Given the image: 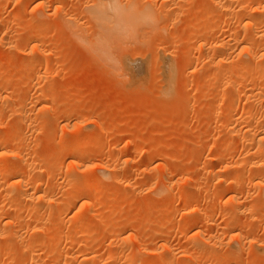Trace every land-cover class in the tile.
<instances>
[{"label":"rangeland","instance_id":"rangeland-1","mask_svg":"<svg viewBox=\"0 0 264 264\" xmlns=\"http://www.w3.org/2000/svg\"><path fill=\"white\" fill-rule=\"evenodd\" d=\"M97 1L0 0V134L8 140L0 144L8 162L0 163V179L6 178L0 181L40 198L13 201L0 189V264H113L115 258L119 264H264V161L257 156L264 154L259 139L264 138V0H224L225 5L221 0H118L132 4L138 15L150 12L153 21L116 43L109 65L67 25L73 19L85 27L82 35L94 40L97 27L88 7ZM242 5L260 11L244 20ZM246 21L258 32L249 33L257 42L258 68L235 83L228 79L212 87L199 80L198 73L212 68L207 57L218 43L226 41L239 53L248 37ZM194 22L196 40L206 33L216 43L203 55L199 42L187 38ZM28 31L32 36L26 38ZM38 40L41 45L30 56H41L40 65L17 55L21 46ZM165 59L172 64L169 73L163 71ZM36 89L43 91L38 95ZM232 90H238L234 97ZM217 92L226 97L218 100ZM32 95L27 115L15 105L8 109V98L19 103ZM233 101L237 110L231 112ZM35 117L39 121L29 126ZM226 125L232 132L220 135ZM89 130L93 135L83 134ZM21 157L28 159L23 165L17 162ZM103 165L106 176L95 171ZM74 173L83 182L78 178L80 191L66 203L72 188L66 176ZM29 174L35 185H16ZM90 177L96 187L86 186ZM37 182L44 185L40 193ZM161 194L166 199L156 205ZM203 194L205 199L195 203ZM14 207L27 209L18 213ZM93 208L108 211L104 222ZM49 217H54L49 231L54 237L45 242ZM66 221L75 223L70 237L60 233ZM91 233L94 239L85 249ZM240 246L255 251L245 255Z\"/></svg>","mask_w":264,"mask_h":264},{"label":"bare ground","instance_id":"bare-ground-1","mask_svg":"<svg viewBox=\"0 0 264 264\" xmlns=\"http://www.w3.org/2000/svg\"><path fill=\"white\" fill-rule=\"evenodd\" d=\"M100 1V2H99ZM110 1V2H109ZM109 1H103V0H98L97 2H96V4L94 3V4H92V5H89L90 7H88L89 9H88V14H90V17H91V20H93L95 23V26L97 27V34H96V36L94 37V40H92V39H90V41L89 40H87V38H85L82 34V32L81 31H83V29L85 28H83V29H80V24H78V22H77V24H73L72 23V21H73V19H72V21L70 22V23H72V24H70L69 22H67V25L68 26H70V28H69V30L71 29V31L76 35V37H77V39H78V41H81L83 44L84 43H88L89 45H90V50H92V53L95 51L96 52V57L98 58H101L102 59V61H104V63H106V62H108V65L109 64H111V63H109V62H111L112 60L114 61V58L112 57V51H114L113 49H114V46H115V44L116 43H118L119 44V42L121 43V41H124V40H126L128 37L127 36H129V38L131 37L132 38V36H134L137 32L136 31H138V29L140 28V27H142V26H146V25H148L149 23H151L152 21H153V18H152V15H151V13L150 12H148V11H146V12H144V13H141V14H136L135 12H134V8L131 6L132 4H128V3H126L125 4V2H122V1H120V2H118V0H109ZM126 1V0H125ZM222 1V4H223V1L224 0H221ZM109 2V3H108ZM217 2H220V0H217L215 3H217ZM225 2V1H224ZM263 2V1H262ZM128 4V5H127ZM219 4V3H218ZM218 4H216V6L218 5ZM223 5H225V4H223ZM223 5H221V7L223 6ZM219 6V5H218ZM217 6V7H218ZM243 6V5H242ZM240 6L242 9H243V11H244V13H245V11H246V13L247 14H245V15H243L242 16V19H244L245 20V17H252V16H254V14L256 15L257 13H259V12H257L256 13V11H258V9H259V11H260V8L258 7V6ZM240 7H239V9H240ZM225 8V6H223L222 8H221V10L222 11H224V12H227V11H230L231 13H232V11H231V9L228 7V5H227V8L226 9H224ZM263 8V7H262ZM217 9V8H216ZM224 9V10H223ZM239 9H237V10H239ZM220 10V9H219ZM236 10V9H235ZM235 10H234V12H235ZM241 10V9H240ZM240 10H239V12H240ZM264 10V9H263ZM243 11H242V13H243ZM223 12V13H224ZM230 12H227L226 14H230ZM237 12V11H236ZM86 13V12H85ZM219 13H220V11H219ZM241 13V12H240ZM243 13V14H244ZM236 14V13H235ZM234 14V15H235ZM239 16L241 17V15L239 14ZM238 16V17H239ZM245 16V17H244ZM260 17V16H259ZM67 18H69V17H67ZM66 18V19H67ZM247 18V19H248ZM261 18V17H260ZM228 19V18H227ZM232 19V18H231ZM231 19L230 20H228V22H227V24H229L230 23V21H231ZM241 19V18H240ZM242 19H241V22H242ZM252 19H254L253 17H252ZM261 20L262 21H264V16L261 18ZM68 21H70V18H69V20ZM227 21V20H226ZM250 21V20H249ZM240 21H239V23H241ZM247 22V21H246ZM44 23V22H43ZM81 23V22H80ZM243 23H244V21H243ZM46 24V23H45ZM231 24V23H230ZM251 24L252 23H249V22H247V24L245 23V25H244V27H243V30L245 31V30H248V37H246L245 39H243V41H241V43H243V45H241V47L242 48H240V51H239V53L237 52V54H235L236 53V50H234L235 48H233V46L232 45H230V43H229V45L227 46L226 45V41L223 43H218V40H217V43H218V45L217 46H214V44L216 45V43H214L213 45H212V43H210V40H209V38L207 39V37H208V35L205 33L201 38H200V42H199V40L197 39L196 40V37H195V32H196V30L198 29V26H199V24L197 23V22H194V23H192V26H191V35H189L190 37H187L188 38V40H190V41H195L196 43L197 42H199L198 43V49H199V51H200V53H202V55H203V53L205 52V51H209V50H211V48H212V46H214L213 47V49L212 50H214V51H212L213 53L212 54H210L209 55V52H206V56L207 55H209L207 58H209V59H207V61L208 62H211V65H210V67H212L210 70H208V71H206V69H205V71H203L202 69V71L201 70H199V72L201 73H198V75H200L201 77H200V79L199 80H201V78L203 77L206 81H207V83H208V85L209 86H216V85H218V84H220L221 82L223 83H225V81L226 80H228V79H231V81H233L234 83L238 80V78L240 77V76H242L243 74H244V72L245 71H250V70H252V69H255V68H258L257 67V65L259 64V63H257V59H256V51H255V49L257 48L256 47V43L257 42H255V40H254V36L256 35V33L258 34V32H256V30L254 29L255 27L254 26H251ZM242 25V24H241ZM253 25V24H252ZM207 26V25H206ZM82 27V26H81ZM254 27V28H253ZM241 28V27H240ZM39 29V28H38ZM212 30V29H211ZM210 30V31H211ZM254 32H253V31ZM33 31V30H32ZM213 31V30H212ZM29 32V33H28ZM27 33H26V35H25V37L26 38H29L30 36H32L31 35V31H28ZM251 32V34H250V36L251 35H253V33H255V35L253 36L254 38L252 39L250 36H249V33ZM253 32V33H252ZM81 33V34H80ZM86 33V32H85ZM245 35L244 36H246V31L245 32H243ZM30 34V35H29ZM235 34V33H234ZM260 34V33H259ZM136 36V35H135ZM233 36V35H232ZM239 36V35H238ZM257 36V35H256ZM127 37V38H126ZM262 37V36H261ZM93 38V37H92ZM135 38V37H134ZM244 38V37H243ZM219 39V38H218ZM234 39V38H233ZM236 39H238V37L236 38ZM259 39V38H258ZM29 40V39H28ZM209 40V41H208ZM240 40V39H239ZM19 41V40H18ZM77 41V40H76ZM232 41V40H231ZM238 41V40H237ZM257 41V40H256ZM13 42V41H12ZM11 41H10V43H12ZM36 42V41H35ZM38 42V43H37ZM36 43H34V44H32L31 42H27V44L26 45H23V46H21V48H19L18 49V56L19 57H21V58H29V63H35L36 65H40L41 64V56L39 57H32V56H30L31 54H33V52L35 51H38V48H39V46L41 45V43H40V45H39V42H42L41 40H38ZM81 42L79 43L80 45H82L83 46V44H81ZM211 42H216L215 40L214 41H211ZM219 42H220V40H219ZM18 43V42H17ZM30 43H31V45L32 46H29L30 45ZM236 43V42H235ZM239 43V42H238ZM240 43V44H241ZM13 44V43H12ZM211 44V46H209ZM85 45V44H84ZM89 45H88V47H89ZM238 45V44H237ZM86 47V46H85ZM236 47V46H235ZM238 48V47H237ZM209 49V50H208ZM89 50V49H88ZM94 50V51H93ZM194 52H196L194 49L192 50V52H191V54L190 55H193L194 54ZM208 53V54H207ZM95 55V54H94ZM98 55V56H97ZM45 56V55H44ZM43 56V57H44ZM180 56H183V53H181L180 54ZM206 56H204L205 58H206ZM246 56H248V57H246ZM98 58V59H99ZM167 58V57H166ZM203 58V57H202ZM202 58H200V59H202ZM204 58V59H205ZM203 59V60H204ZM46 60V59H45ZM106 61V62H105ZM198 62H200V60L198 61ZM205 64L207 63V62H204ZM207 65H209V63L207 64ZM47 67H48V65H46ZM52 66V65H51ZM107 66V65H106ZM163 66H164V70L163 71H166V72H170L171 71V69H172V64L170 63V61H168V60H166L165 59V63L163 64ZM40 67V66H39ZM139 67H141V66H139ZM138 67V68H139ZM46 68V67H45ZM139 70V69H138ZM136 72V71H135ZM139 72H140V70L139 71H137V73L138 74H134V77L135 76H137V75H139ZM167 73V74H168ZM172 73V72H171ZM166 74V73H165ZM37 75H38V73H32V75L30 76V80L31 81H33V80H35V78L37 77ZM264 75V74H263ZM39 76H41V75H39ZM168 76V75H167ZM41 78H43V77H41ZM202 78V80H204ZM38 79V78H37ZM45 80V79H44ZM202 82V81H201ZM204 83V82H203ZM205 84V83H204ZM200 88V87H199ZM204 88V87H203ZM239 88V87H238ZM238 88H233V89H238ZM212 89V88H211ZM35 90V89H34ZM33 90V91H34ZM200 90V89H199ZM199 90H197V91H199ZM240 90V89H239ZM41 91H43V90H38V89H36V92L38 93V95H39V93L41 92ZM13 92V91H12ZM35 92V93H36ZM235 92H236V90H232V93H231V91L230 92H228L229 94V96H233L234 97V95H235ZM237 92H238V90H237ZM236 92V93H237ZM224 93H227V92H223V94ZM32 94V93H31ZM217 95H216V98L218 97V100H219V98H220V100H221V98L223 99V97H226V95L225 96H223L222 95V93H221V97L219 96L220 95V92H219V94H218V92L216 93ZM233 94V95H232ZM35 95V94H34ZM34 95H32L31 97L30 96H28V97H24V99L21 101V102H19V103H16L15 101H13V99H11V98H8V100L10 101V99H11V104H10V102L8 101V105H11V106H8V109H9V107L11 108V107H13L14 105L15 106H18V108L20 109V111H21V113H22V115H27L29 112H30V108L32 107V105L34 104ZM214 95V94H213ZM0 97H1V95H0ZM4 97V96H3ZM10 97V96H9ZM30 97V98H29ZM214 97V96H213ZM16 99V98H15ZM17 100V99H16ZM216 100V99H215ZM2 103H4V102H2ZM232 104L231 105H229V110L232 112V111H234L236 108H237V105H236V108H235V101H233V102H231ZM4 107V106H3ZM228 108V107H227ZM5 109H7V108H5ZM13 109V108H12ZM11 110V109H10ZM237 110V109H236ZM67 117V116H66ZM40 119V117H35V119L34 120H32V121H30V123H29V126H34L38 121H39V119ZM2 121V120H1ZM103 123V122H102ZM99 123L98 124V127H102V125L103 124H105V123ZM2 123L0 122V125H1ZM2 126V125H1ZM5 127V126H4ZM2 128V127H1ZM1 130V129H0ZM97 132V131H96ZM220 132V131H219ZM218 132V133H219ZM222 132L223 133H228V134H230L231 132H230V127H229V125H226L225 127H224V129L222 130L221 129V133H219L220 135L222 134ZM250 133V132H249ZM83 134H85L86 136H91V135H93L92 134V132H90V130L89 131H86V133L84 132ZM251 134V133H250ZM218 135V134H217ZM252 135H253V132H252ZM254 137H255V135H253ZM94 137V136H93ZM254 139V138H253ZM259 139H260V141L262 142V141H264V138H260L259 137ZM259 141V142H260ZM7 142H8V140L6 139V138H4V136H2L1 134H0V144L1 145H7ZM221 144L223 143V142H220ZM224 143H225V141H224ZM82 146H81V148L82 147H84V144H81ZM6 153V152H5ZM14 153L15 154H18V151L17 150H14ZM63 153V152H62ZM2 154L3 153H1L0 152V163L1 164H6V163H8L7 162V160H6V158L4 157V156H2ZM254 154V153H253ZM258 157H259V159L261 160V161H264V154H259L258 153V155H257ZM60 157V156H59ZM258 159V160H259ZM20 161V162H19ZM28 161V159L26 158H24V157H21V158H19L18 159V161L17 162H19V164L21 165L22 163L24 164V162H27ZM13 162V161H12ZM16 162V163H17ZM19 164H17V165H19ZM22 164V165H23ZM27 164V163H26ZM58 164V163H57ZM256 164V163H255ZM13 165H14V163H13ZM28 165H29V163H28ZM26 166V165H25ZM55 166H57V165H55ZM55 166H53V167H55ZM107 166H108V164H107ZM107 166H105V165H103V166H100V167H98L95 171L97 172V173H104V175H102V174H100V175H102V176H106L105 175V172L107 171ZM58 167V166H57ZM56 167V168H57ZM55 168V169H56ZM226 168H229L230 169V165L229 166H227ZM52 169H54V168H52ZM50 170V169H49ZM167 170V169H166ZM53 171V170H52ZM74 175V176H73ZM69 174V175H67L66 177V179H67V181H69L70 183V185L72 186V188H71V191H69L68 193V196H66V198L67 199H65L66 200V203H69V201H70V199H71V197H74V196H76L77 194H78V191H80L78 188V183L80 184V182L78 181L79 179L78 178H80L81 179V181H82V177H76V176H80V175H76V173H74V174ZM110 176V175H109ZM20 177V176H19ZM31 177L32 176H30V174L29 175H27L26 176V178L25 177H23V176H21V178H19V180L16 182V185H18V186H22L21 188H26V187H29L30 185H31V183H34V185H35V182L37 181H35V182H32L30 179H31ZM113 177V176H112ZM111 177V178H112ZM2 178H4V177H2ZM1 178V179H2ZM28 178V179H27ZM166 178V177H165ZM0 179V180H1ZM6 178H4V180H5ZM32 180H33V178H32ZM66 181V182H67ZM102 181V180H101ZM65 182V183H66ZM83 182V181H82ZM86 186L87 187H96V180H94V178L93 177H90V178H88V179H86ZM38 183V182H37ZM40 183V182H39ZM38 183V186H37V193H40L42 190V187H44V185L43 184H39ZM168 183V182H167ZM14 184H15V182H14ZM58 184V183H57ZM133 184V182L131 183V182H129L128 184H126L128 187H131L130 185H132ZM171 184V183H170ZM250 184V183H249ZM43 185V186H42ZM33 186V185H32ZM36 186H35V189H36ZM133 186V185H132ZM166 188H169V183L168 184H166ZM172 186V185H171ZM11 187L12 186H10V189H8V187L6 186V183L2 180V181H0V189H5L6 191H4V192H7V198L8 199H13V201L15 200V201H20V202H22V203H30L29 201H35L36 202V200H40V198L37 196V194H28L29 192H28V190L26 191V189H24V190H22V189H19V188H17V190L16 189H11ZM14 188V187H13ZM165 188V189H166ZM19 189V190H18ZM207 192V191H206ZM211 192V191H210ZM209 192V193H210ZM5 194V193H4ZM148 195V194H147ZM165 197L161 194V195H159L158 196V198L156 199V205H160V204H162L164 201H165ZM205 199V194H203V195H201L198 199H196V201H195V203H198V202H202L203 200ZM51 200V199H50ZM11 202V201H10ZM66 203L64 202V204L66 205ZM17 204V203H16ZM18 204H20V203H18ZM27 204V205H28ZM52 204V203H51ZM199 204V203H198ZM22 205H25V204H22ZM21 205V206H22ZM35 205V204H34ZM53 205V204H52ZM98 205V204H97ZM96 205V206H97ZM175 205L177 206L178 204H176V201H175ZM36 206V205H35ZM41 206H42V204H41ZM96 206H94V208L96 207ZM28 207V206H27ZM178 207V206H177ZM192 207V206H191ZM194 207V206H193ZM2 208V207H1ZM13 208V207H12ZM12 208H11V210H12ZM17 208V207H16ZM19 208V207H18ZM47 208V207H46ZM54 208V207H53ZM93 208V209H94ZM100 208V207H99ZM5 209V208H4ZM9 209H10V207H9ZM14 209H15V207H14ZM26 209L27 208H25V207H20V209L19 210H16L18 213H20V212H22V211H26ZM52 209V208H51ZM191 209V208H190ZM194 209V208H193ZM192 210V209H191ZM191 210H190V212H191ZM2 211V210H1ZM10 211V210H9ZM8 211V212H9ZM46 211H47V209H46ZM49 211V210H48ZM7 212V211H6ZM10 212H13V210L12 211H10ZM10 212L8 213V214H6L7 216L6 217H11V219H12V214H10ZM15 212V211H14ZM14 212H13V214H14ZM43 212V211H42ZM89 212H91V211H89ZM94 213H97L98 215H99V219H100V222H104L105 221V219H106V217L109 215V213H108V211H102V210H100V209H98V208H96V209H94V211H93ZM194 212V211H193ZM39 213V212H38ZM44 213V212H43ZM49 213V212H48ZM96 214V215H97ZM5 215V214H4ZM48 215H50V216H52L51 214H48ZM95 215V214H94ZM87 216V215H86ZM90 216V215H89ZM5 217V218H6ZM13 217H14V215H13ZM264 217V216H263ZM8 218H6V219H8ZM50 219L48 220V223H47V228L49 229V230H46V232H45V234L43 235L44 237H43V241H45V240H47V239H49V238H51V234H50V230H52V226H53V220H54V217H49ZM84 218V217H83ZM5 219V220H6ZM82 219V218H81ZM174 219V218H173ZM10 220V219H9ZM39 221V220H38ZM167 221L168 222H171L172 221V217H169V218H167ZM10 223V222H9ZM74 222H72V221H66L65 222V224L63 225L64 227L62 228V230L60 231V233H61V235L62 236H69L70 237V235H71V230H72V228L75 226L74 224H73ZM5 224H8V222H6ZM129 225V224H128ZM126 226H127V224H126ZM59 233V234H60ZM32 235L34 234V233H31ZM17 236H18V234H17ZM19 237H21V236H19ZM18 237V238H19ZM52 237H54V236H52ZM76 237V238H75ZM75 237H73V238H75L74 240H77V241H81V237H79L78 235H76ZM214 237V236H213ZM16 238V237H15ZM81 238V239H80ZM94 239V234L93 233H91V234H89V236H88V238H87V240H86V242L84 241L83 243H85L84 244V247H85V249L86 248H88V245H90L91 244V242H92V240ZM73 240V239H72ZM73 240V241H74ZM207 240V239H206ZM219 241V240H218ZM46 242V241H45ZM76 242V241H75ZM194 243H196V242H194ZM200 243V242H199ZM205 243V241L203 242V244ZM222 243V242H221ZM245 244V243H244ZM242 245V246H245V245ZM106 245V244H105ZM200 245V244H199ZM198 244L196 245V246H199ZM206 245V244H205ZM210 245V244H209ZM83 246V245H82ZM195 246V245H194ZM193 246V247H194ZM203 246V247H202ZM208 246V245H207ZM211 246V245H210ZM200 247V246H199ZM198 247V248H199ZM231 247V246H230ZM233 247H236V246H233ZM90 248V247H89ZM195 248H197V247H195ZM212 248V247H211ZM240 248H241V246H240ZM244 248V247H243ZM246 248H247V245H246ZM246 248H244V249H246ZM250 247L248 246V250H244V249H242L241 248V250H243V251H246L245 252V255H249V254H251V253H253L255 250H253V248H252V246H251V248L249 249ZM146 249V248H145ZM200 249H203V250H205V248H204V245H202L201 244V247L199 248V250ZM207 250H208V248H206ZM147 251H153V250H151L150 248L148 249H146ZM169 250V249H168ZM198 250V251H199ZM240 250V251H241ZM252 250H253V252H252ZM156 251V250H155ZM155 251H153V252H151V253H154ZM239 250L237 251V252H240ZM87 252V251H86ZM204 252H207V251H204ZM204 252H202V253H204ZM235 252V251H234ZM147 253V252H146ZM201 253V252H200ZM209 253V252H208ZM207 253V254H208ZM120 254H122V253H120ZM124 254V253H123ZM205 254V253H204ZM210 254V253H209ZM5 255V254H4ZM127 255V254H126ZM126 255H125V258H127V257H129V256H127L126 257ZM129 255V254H128ZM206 255V254H205ZM205 255H203V256H205ZM217 255V254H216ZM0 256H1V254H0ZM88 256V255H87ZM91 256V255H90ZM124 256V255H123ZM2 257V256H1ZM0 257V258H1ZM85 257V256H84ZM92 258L94 257V256H91ZM113 257L114 256H112V259L111 260H114L113 259ZM87 258V257H86ZM212 259H213V257H211ZM210 258V259H211ZM6 259V258H5ZM11 259V258H10ZM128 260H129V258H127ZM169 259V258H168ZM167 259V260H168ZM130 260H131V258H130ZM166 260V261H167ZM175 260V259H174ZM97 261V260H96ZM119 261H121V260H119ZM126 261V260H125ZM113 262V261H112ZM117 260H116V258H115V263H113V264H117ZM101 263H102V261H101ZM108 263V262H107ZM120 262H118V264H119ZM122 263V262H121ZM112 264V263H111ZM123 264V263H122ZM153 264H160V263H158V262H154ZM165 264H168V262H165ZM235 264V263H234Z\"/></svg>","mask_w":264,"mask_h":264}]
</instances>
